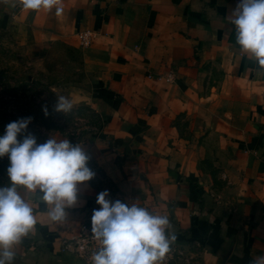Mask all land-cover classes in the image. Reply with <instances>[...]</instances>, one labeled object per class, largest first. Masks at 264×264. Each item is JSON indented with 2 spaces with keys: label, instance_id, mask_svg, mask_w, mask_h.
Masks as SVG:
<instances>
[{
  "label": "crops",
  "instance_id": "crops-1",
  "mask_svg": "<svg viewBox=\"0 0 264 264\" xmlns=\"http://www.w3.org/2000/svg\"><path fill=\"white\" fill-rule=\"evenodd\" d=\"M240 0H61L25 12L0 3V20L35 44L78 49L92 72L74 103L98 127L82 144L93 178L78 186L63 223L43 204L12 264H86L62 249L106 199L166 214L176 264H252L264 256V74L235 44ZM93 34L81 47L76 32Z\"/></svg>",
  "mask_w": 264,
  "mask_h": 264
},
{
  "label": "clouds",
  "instance_id": "clouds-1",
  "mask_svg": "<svg viewBox=\"0 0 264 264\" xmlns=\"http://www.w3.org/2000/svg\"><path fill=\"white\" fill-rule=\"evenodd\" d=\"M61 0H0L15 9L37 12L41 9L56 16L63 14ZM231 24L239 52L264 74V0H240L232 11ZM72 101L56 97L55 111L69 113ZM45 115H47L46 109ZM31 117L10 122L0 136V158L7 156L8 185L0 187V264H12L15 247L37 223L35 210L40 204L51 223H63L66 209L77 201L79 185L94 173L87 167L89 157L82 144L52 136L43 143L26 130ZM22 136V140L17 137ZM107 191L98 194L99 205L91 217V236L97 247L90 264H164L175 240L166 214H156L133 202H112ZM252 264H264V256Z\"/></svg>",
  "mask_w": 264,
  "mask_h": 264
},
{
  "label": "rangeland",
  "instance_id": "rangeland-1",
  "mask_svg": "<svg viewBox=\"0 0 264 264\" xmlns=\"http://www.w3.org/2000/svg\"><path fill=\"white\" fill-rule=\"evenodd\" d=\"M91 76L78 49L35 44L22 25L0 20V136L10 122L28 117L32 119L25 135L36 142L48 134L72 137L94 131L99 123L94 111L74 103L77 93L88 89ZM61 95L73 103L69 113L55 111ZM8 164L7 156L0 158V187L8 185Z\"/></svg>",
  "mask_w": 264,
  "mask_h": 264
},
{
  "label": "built area",
  "instance_id": "built-area-1",
  "mask_svg": "<svg viewBox=\"0 0 264 264\" xmlns=\"http://www.w3.org/2000/svg\"><path fill=\"white\" fill-rule=\"evenodd\" d=\"M92 38L93 34L90 31L82 30L76 32L77 43L81 47L87 46ZM96 247L97 244L91 236V218L78 223L76 234L72 238L62 240V249L74 254L86 264H90L89 257ZM175 258L174 250L170 249L165 257L164 264H176L173 262Z\"/></svg>",
  "mask_w": 264,
  "mask_h": 264
}]
</instances>
